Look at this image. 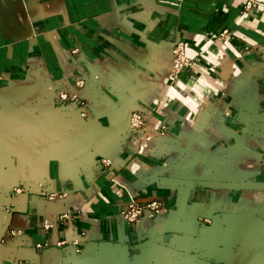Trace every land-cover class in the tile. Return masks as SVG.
Listing matches in <instances>:
<instances>
[{"label": "crops", "instance_id": "0c3cea01", "mask_svg": "<svg viewBox=\"0 0 264 264\" xmlns=\"http://www.w3.org/2000/svg\"><path fill=\"white\" fill-rule=\"evenodd\" d=\"M246 1L0 0V264H196L220 223L264 229V14ZM135 111L167 134H130ZM133 199L168 212L134 228Z\"/></svg>", "mask_w": 264, "mask_h": 264}, {"label": "built area", "instance_id": "2783aa9c", "mask_svg": "<svg viewBox=\"0 0 264 264\" xmlns=\"http://www.w3.org/2000/svg\"><path fill=\"white\" fill-rule=\"evenodd\" d=\"M244 11L256 10L261 14H264V0H247L244 5ZM232 33L225 29L217 35V40L228 42L231 39ZM173 61L171 67V80L175 81L178 79L179 74L188 70L192 64L191 58L187 54V44L185 42H177L172 49ZM72 81L77 88H83L85 85V79L81 75H75L72 77ZM54 98L58 105L65 106H82L84 105V100L81 94L72 91L62 82H56L53 85ZM84 116L85 113L83 112ZM171 120H167L157 132H152L149 130V119L145 116V113L141 111H135L131 115L129 133L136 134L140 139L145 138L148 134H154L157 136H165L168 132V126ZM167 206L164 201L151 200L147 202H139L136 200L129 201L125 208L121 211V216L127 223H129L134 228H137L145 220L155 221L159 218L164 217L167 214ZM40 246V245H39ZM221 252V250H220ZM231 257V262L216 261L214 264H264L259 261L257 256H244L240 251ZM209 257L208 254L205 255ZM211 258V256H210ZM238 258L243 261L240 262ZM206 264H212L206 262Z\"/></svg>", "mask_w": 264, "mask_h": 264}, {"label": "rangeland", "instance_id": "374dc122", "mask_svg": "<svg viewBox=\"0 0 264 264\" xmlns=\"http://www.w3.org/2000/svg\"><path fill=\"white\" fill-rule=\"evenodd\" d=\"M223 225V226H222ZM219 224L221 226V229L217 236H210L208 237V242L206 246V253H208L209 257H206L207 254L197 255V259H200V261H197L196 264H206V262H210L214 264L216 261H219L214 255L217 251L222 250L223 255H227L230 258L233 257L237 252L240 251L244 256H257L256 258L259 259V261L264 263V229L258 228L255 229V233H250L248 231V227H240L243 229L239 233V231L234 233V238L229 237L227 233L228 230H225L224 227L226 225ZM225 231V232H224ZM248 234H247V233ZM229 237V238H228ZM196 241H192L188 247L184 249V247H181L179 250H173L171 251L174 254V259L176 258L178 262L182 263L184 262L185 255H194L193 251L196 250L195 246ZM217 250V251H216ZM187 253V254H185ZM213 255V256H212ZM211 256V258H210ZM261 259V260H260ZM183 264V263H182ZM224 264V263H223Z\"/></svg>", "mask_w": 264, "mask_h": 264}, {"label": "clouds", "instance_id": "9594fccd", "mask_svg": "<svg viewBox=\"0 0 264 264\" xmlns=\"http://www.w3.org/2000/svg\"><path fill=\"white\" fill-rule=\"evenodd\" d=\"M169 95H171V92H169ZM133 170H135V166H134V169Z\"/></svg>", "mask_w": 264, "mask_h": 264}, {"label": "water", "instance_id": "95a60500", "mask_svg": "<svg viewBox=\"0 0 264 264\" xmlns=\"http://www.w3.org/2000/svg\"><path fill=\"white\" fill-rule=\"evenodd\" d=\"M238 260H240V259L238 258ZM240 262H242V263H243V261H241V260H240Z\"/></svg>", "mask_w": 264, "mask_h": 264}]
</instances>
